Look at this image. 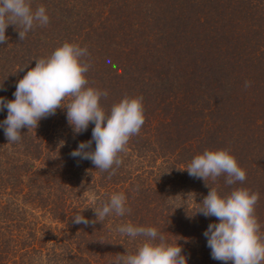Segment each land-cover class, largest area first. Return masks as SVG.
I'll use <instances>...</instances> for the list:
<instances>
[{"label":"trees","instance_id":"trees-1","mask_svg":"<svg viewBox=\"0 0 264 264\" xmlns=\"http://www.w3.org/2000/svg\"><path fill=\"white\" fill-rule=\"evenodd\" d=\"M39 5L47 26L23 40L20 27L5 31L0 97L13 100L35 60L69 42L87 48L89 86L108 92L104 111L142 97L145 122L111 178L70 155L91 140L94 124L75 134L66 109L22 128L16 143L0 128V264H112L143 239L116 231L128 222L177 241L187 264H223L203 235L218 220L196 213L212 187L222 196L235 187L258 192L264 235V0H31L33 10ZM6 116L0 111V122ZM205 149L228 150L246 180L190 177L184 169ZM117 192L131 212L91 223L98 201ZM80 213L87 226L72 222Z\"/></svg>","mask_w":264,"mask_h":264},{"label":"clouds","instance_id":"clouds-1","mask_svg":"<svg viewBox=\"0 0 264 264\" xmlns=\"http://www.w3.org/2000/svg\"><path fill=\"white\" fill-rule=\"evenodd\" d=\"M48 24L49 16L43 5L33 10L31 0H0V44L7 42L5 31L10 25L22 29L18 37L23 40L34 27ZM89 55L86 47L63 42L47 57L36 59L35 67L17 81L14 99L0 97V111L7 110L0 128H3L8 144L16 143L21 140L22 128L36 129L41 119L55 115L58 108L66 109L68 124L75 134L86 131L89 123L94 124L91 140L80 142L70 155L90 160L96 169L108 172L111 178L122 164L119 154L125 151L129 139L139 134L145 122L143 98L125 96L112 104L106 113L100 99L107 97L108 92L89 86L86 78L91 66ZM107 62L111 63L110 60ZM112 67L117 66L112 64ZM249 86L250 82L245 81V87ZM184 170L190 177L204 182H215L223 175L227 186L246 180V172L224 149H205L202 154L195 155ZM205 187L209 188L207 184ZM93 199L95 201L96 197ZM258 201L259 193L247 188L235 187L223 196L217 188H209L196 213L218 220V223H210L203 233L212 259L223 264H264V235L255 215ZM126 204L127 198L122 192L99 200L93 210L96 220L91 223L113 214L123 217L131 212ZM72 222L86 226L90 223L81 213L74 216ZM116 231L132 239H143L134 252L117 253L112 264H187L177 241L174 244L167 241L155 227L128 222L118 225Z\"/></svg>","mask_w":264,"mask_h":264}]
</instances>
